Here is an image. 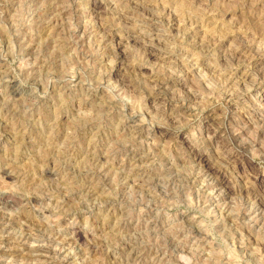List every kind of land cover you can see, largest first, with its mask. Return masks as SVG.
I'll list each match as a JSON object with an SVG mask.
<instances>
[{
    "label": "rangeland",
    "instance_id": "374dc122",
    "mask_svg": "<svg viewBox=\"0 0 264 264\" xmlns=\"http://www.w3.org/2000/svg\"><path fill=\"white\" fill-rule=\"evenodd\" d=\"M4 191L0 264H264V0H0Z\"/></svg>",
    "mask_w": 264,
    "mask_h": 264
},
{
    "label": "bare ground",
    "instance_id": "6f19581e",
    "mask_svg": "<svg viewBox=\"0 0 264 264\" xmlns=\"http://www.w3.org/2000/svg\"><path fill=\"white\" fill-rule=\"evenodd\" d=\"M58 8V7H57ZM191 21H193V20H191ZM193 23V22H192ZM116 38H117V36H115V35H113V34H109V36L105 39V40H108L109 42L110 41H114V43H115V40H116ZM208 46V45H207ZM109 48V47H108ZM163 82H157L156 83V85H157V87L159 88V87H162V84ZM155 85V86H156ZM164 85H165V83H164ZM223 88V87H222ZM229 89V88H228ZM155 90V89H154ZM230 91V90H229ZM228 92V91H227ZM232 92V91H231ZM230 93V92H229ZM177 102V101H176ZM178 102H180V101H178ZM177 104V103H176ZM180 104V103H179ZM181 107H183V106H181ZM187 108H189V107H187ZM18 198L16 197V196H14V195H12V194H10V193H8V192H2L1 194H0V203H1V205H2V207H7V206H12V205H16L17 203H18ZM22 200V199H21ZM229 213V212H228ZM6 215V214H5ZM226 217H229V215H226ZM231 217V216H230ZM11 219V218H10ZM10 222V221H9ZM8 225V224H7ZM184 225V224H183ZM74 232V231H73ZM78 234V233H77ZM3 241H5L4 239H3ZM163 246V245H162Z\"/></svg>",
    "mask_w": 264,
    "mask_h": 264
}]
</instances>
